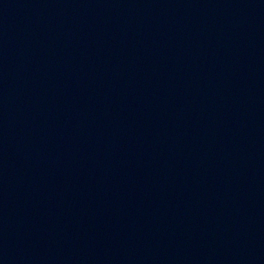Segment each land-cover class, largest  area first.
<instances>
[{"label":"water","instance_id":"water-1","mask_svg":"<svg viewBox=\"0 0 264 264\" xmlns=\"http://www.w3.org/2000/svg\"><path fill=\"white\" fill-rule=\"evenodd\" d=\"M0 264H264V0H0Z\"/></svg>","mask_w":264,"mask_h":264}]
</instances>
